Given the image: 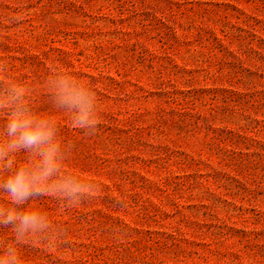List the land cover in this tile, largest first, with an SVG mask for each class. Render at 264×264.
I'll use <instances>...</instances> for the list:
<instances>
[{
	"label": "rangeland",
	"instance_id": "374dc122",
	"mask_svg": "<svg viewBox=\"0 0 264 264\" xmlns=\"http://www.w3.org/2000/svg\"><path fill=\"white\" fill-rule=\"evenodd\" d=\"M61 80L89 94L93 123H73ZM17 88L84 191L13 205L0 188V206L48 223L19 240L0 223V256L264 264V0H0V96Z\"/></svg>",
	"mask_w": 264,
	"mask_h": 264
},
{
	"label": "clouds",
	"instance_id": "9594fccd",
	"mask_svg": "<svg viewBox=\"0 0 264 264\" xmlns=\"http://www.w3.org/2000/svg\"><path fill=\"white\" fill-rule=\"evenodd\" d=\"M58 102L75 109L73 123L84 127L93 123L89 119L92 102L89 94L83 88L71 85L67 80H61L58 88ZM22 89H13L8 96H0V109H7L6 123L0 130V170L8 169L9 175L0 176V188L8 193V199L13 205L23 204L33 193L50 187L62 196L76 199V194L84 191L75 178L64 176L60 172V148L54 140V123L47 118L34 116L23 100ZM24 149L31 154V163H15L14 155ZM38 157V159H37ZM53 176L60 179L51 185L48 181ZM16 222L17 239L26 233L41 231L48 227L46 218L35 210H25L18 213L15 208L5 209L0 206V223ZM0 264H22L18 259L15 248L9 245L4 255L0 256Z\"/></svg>",
	"mask_w": 264,
	"mask_h": 264
}]
</instances>
